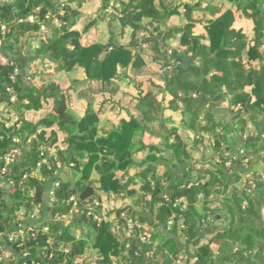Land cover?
<instances>
[{
    "label": "trees",
    "instance_id": "obj_1",
    "mask_svg": "<svg viewBox=\"0 0 264 264\" xmlns=\"http://www.w3.org/2000/svg\"><path fill=\"white\" fill-rule=\"evenodd\" d=\"M22 1L0 0V104L8 107L0 115V264H64L79 258L87 248V235H71L72 225L97 232L95 249L102 264H159L154 254L157 240L167 253L163 264H172L183 249L192 264H264V0H228L232 9L208 22L211 48L217 54L202 47L194 57L169 48L166 42L173 33L182 32V46L191 45L193 24L198 22L193 12L204 6L201 1L183 6L188 24L169 29L161 44L150 28L156 32V26L174 13L158 7L157 2L165 0H103V11L112 1L120 2L119 12L129 13L121 21L123 30L131 28L134 37L119 46L110 40L100 47L99 57L90 59L81 52L79 36L70 34L78 22L73 6L89 0H27V8ZM237 18L252 23L251 34L235 27ZM140 33L149 37L138 42L135 35ZM35 34L39 43L29 48V62L46 70L53 67L63 76L79 67L88 82L120 80L134 65L133 50L144 43L159 47L157 60L173 63L164 72L162 89L172 98L168 108L183 107V121L200 156L194 159L190 151L181 154L176 129L168 131L161 120L166 148L185 177L178 178L169 165L149 163L138 170L137 190L131 188L136 177L126 180L124 174L118 188L133 203L116 213L117 233L103 218L91 180L97 159L70 147L48 152L45 134L37 133V123L25 119V113L40 112L52 103L47 122L69 137L80 127L60 84L36 85L33 81H40L43 74L31 76L22 62V40ZM133 84L142 87V81ZM230 99L229 109L225 105ZM12 116L16 120L8 125ZM133 123L127 142L142 129ZM197 164L203 167L197 170ZM70 167L81 175L74 183L62 178ZM129 168L139 169L134 164ZM194 171L197 174L191 178ZM215 199L220 209L209 207ZM200 202L203 213L198 210ZM215 215L220 217L218 230L212 227ZM211 232L206 254L200 256L196 248Z\"/></svg>",
    "mask_w": 264,
    "mask_h": 264
},
{
    "label": "crops",
    "instance_id": "obj_2",
    "mask_svg": "<svg viewBox=\"0 0 264 264\" xmlns=\"http://www.w3.org/2000/svg\"><path fill=\"white\" fill-rule=\"evenodd\" d=\"M13 2V0H1V2ZM201 1L204 6L196 8L193 12L194 36L191 38V45L182 46V32H175L167 40L166 44L171 49L183 53L188 52L194 57L198 55L202 47H207L212 51L210 41L211 25L209 21L218 19L225 9H232L228 0H165L162 3L157 2L161 10L173 12L167 20H163L161 25L156 26V32L150 28V32L159 36L162 44L164 35L169 29L184 28L188 21L185 17V4ZM127 2V0H121ZM23 8L28 7V1L21 2ZM103 0H89L75 4L73 9L78 16V22L70 32L71 35L79 36V45L83 55L90 59L100 56V47L106 45L110 40L119 46L123 42H128L133 38L131 28L123 30L121 21L128 17L121 14L120 2L112 1L107 10H102ZM127 20V18H126ZM237 29H243L245 33L251 34L253 25L246 18H237L235 22ZM213 31V30H212ZM125 32L124 36L123 33ZM124 37V38H123ZM148 34L140 33L135 35L138 42H143ZM125 39V40H124ZM39 36L27 35L21 43L24 58L22 62L28 67L31 76L43 74L41 80L33 81L36 85H42L44 82L55 81L60 84L62 89L68 93L70 114L80 123V127L74 136H66L59 130L55 123H49L45 120L46 114L52 110V103L40 112H27L25 119L37 123V133H44L47 142V151L55 154L58 150H65L70 147L74 150H86V156L97 159L91 174V180L95 183L97 194L101 199L103 218L113 224L112 231L117 233L119 226L115 225L116 213L122 208L131 205L132 199L124 191L118 188V181L125 174L126 180L135 178V184L131 188L139 190L140 178L138 170H142L146 164H159V166L169 165L176 171L178 178H184L183 170L178 166L174 159L173 152L166 148V141L162 134L161 120L165 122L168 131L176 129L180 140V153L190 151L194 159L200 154L198 150L193 149L194 135L189 127L183 121V107L175 105L176 110L169 107L172 98L163 91L165 84L164 72L167 68L173 66L163 60H157L159 47L153 43H144L136 53L134 65L129 69L126 75H122L120 80L113 82H88L85 79L83 71L75 67L67 75H58L54 73V68L45 69L36 62H29V48L38 47ZM0 42V47H1ZM133 81H142V87L137 88ZM249 91L253 86L247 88ZM141 100L143 102H141ZM232 99L225 105L230 109ZM8 107L6 104H0V115H5ZM16 117H11V122ZM133 121L141 126V130H136L130 136V142H127L126 134L134 128ZM129 128V129H127ZM55 136V141L52 142ZM174 141L172 137L169 144ZM208 162V161H205ZM136 165L138 168H129L130 165ZM141 166V167H140ZM196 169L203 166L197 164ZM147 173L143 172V176ZM197 172H192L191 178H195ZM64 181L74 183L81 178L80 173L73 170L72 167L63 171ZM52 184L51 182L49 183ZM6 185L3 186L6 189ZM185 202L184 206L185 207ZM209 207L220 209V201L212 200ZM199 213H203V204H198ZM212 225L214 230H218L220 217L215 215ZM66 221H70L68 217ZM172 222H169L171 228ZM133 225H128V232L131 233ZM139 227V226H138ZM180 228H183L181 223ZM69 233L79 236L82 233L87 235V248L83 255L77 259L67 260L64 264H102L99 252L95 249L97 232L90 227L81 225H72L69 227ZM127 232V233H128ZM213 232L208 233L199 243L207 246L212 238ZM1 239V236H0ZM160 240L155 242V257L159 264H163L167 259V253L160 245ZM198 250V247H197ZM5 258H10L9 252H4ZM202 256V255H200ZM172 264H192L188 260L186 251L183 249L177 259L172 260Z\"/></svg>",
    "mask_w": 264,
    "mask_h": 264
},
{
    "label": "rangeland",
    "instance_id": "obj_3",
    "mask_svg": "<svg viewBox=\"0 0 264 264\" xmlns=\"http://www.w3.org/2000/svg\"><path fill=\"white\" fill-rule=\"evenodd\" d=\"M253 184V183H252ZM256 184L254 183L253 184V187L255 186ZM197 249V248H196ZM206 246L205 245H200V246H198V253L200 254V255H205L206 254Z\"/></svg>",
    "mask_w": 264,
    "mask_h": 264
},
{
    "label": "built area",
    "instance_id": "obj_4",
    "mask_svg": "<svg viewBox=\"0 0 264 264\" xmlns=\"http://www.w3.org/2000/svg\"><path fill=\"white\" fill-rule=\"evenodd\" d=\"M12 101H14V98H12Z\"/></svg>",
    "mask_w": 264,
    "mask_h": 264
}]
</instances>
